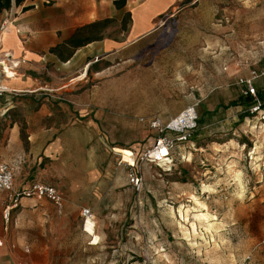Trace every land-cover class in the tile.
Returning a JSON list of instances; mask_svg holds the SVG:
<instances>
[{
    "label": "rangeland",
    "instance_id": "obj_1",
    "mask_svg": "<svg viewBox=\"0 0 264 264\" xmlns=\"http://www.w3.org/2000/svg\"><path fill=\"white\" fill-rule=\"evenodd\" d=\"M94 65L83 89L98 82L120 91L88 103L109 117L94 142L105 153L104 172L82 196H65L59 188L61 213L51 200L33 199L4 225L3 205L8 264H264V109L241 118L243 108L230 106L245 90L243 80L264 72V0H200ZM256 86L264 90V75ZM221 104L227 109H218ZM192 106L198 115L206 108L218 112L194 139L176 141L171 170L136 161L143 177L136 190L126 162H134L133 148L138 159L160 136L150 121L166 124ZM126 143L135 147L114 148ZM67 168L64 179L80 178L74 166ZM58 174L48 162L18 169L16 189L35 178L61 180ZM6 197L0 191V203ZM85 207L95 215L86 224Z\"/></svg>",
    "mask_w": 264,
    "mask_h": 264
},
{
    "label": "crops",
    "instance_id": "obj_2",
    "mask_svg": "<svg viewBox=\"0 0 264 264\" xmlns=\"http://www.w3.org/2000/svg\"><path fill=\"white\" fill-rule=\"evenodd\" d=\"M116 1L120 0H22L20 4L12 0L10 9L0 11V26L5 18L13 20L0 29V88L5 90L0 95V133H6L0 140V162L14 168L15 189L16 170L48 162L61 180H44L43 184L63 189L65 196L90 191L105 169V153L97 151L100 143L94 142L109 117L88 103L104 102L120 92L98 82L83 89L89 83L90 68L99 57H113L155 34L200 0H122L118 5ZM73 41L82 45L75 46ZM6 64L17 72L14 77L5 74ZM99 73L96 69L95 75ZM130 127L136 132L137 123ZM67 166H74L80 178L64 179ZM40 179L16 190L27 189ZM93 193L100 194L99 190ZM10 194L0 208L11 204ZM33 199L37 198H21L11 214L16 209L26 212ZM10 254L0 230V264H8Z\"/></svg>",
    "mask_w": 264,
    "mask_h": 264
},
{
    "label": "built area",
    "instance_id": "obj_3",
    "mask_svg": "<svg viewBox=\"0 0 264 264\" xmlns=\"http://www.w3.org/2000/svg\"><path fill=\"white\" fill-rule=\"evenodd\" d=\"M13 20L5 18L1 22L0 29L5 30ZM16 66L19 65V62L15 63ZM4 68V66H3ZM5 74H7L6 67L4 68ZM17 74L14 71L12 77ZM264 75V72L257 73L256 71L252 72V76L248 79L243 80V83L246 85L244 90L245 94H252L256 97V87H254V81L256 78ZM4 88H0V95L4 92ZM252 109L258 110L259 106L253 107ZM198 111L195 106L185 109L179 116L169 121L166 124H163L160 119L155 118L150 121V126L154 129H157L160 133V136L156 139L155 144L142 153L138 159L136 158L133 163L126 162L130 166L129 179L130 183L136 190H140L143 184V177L137 170H135L136 161L140 163H152L162 170L169 171L175 163L173 157V148L175 147L176 141H184L190 136V133L197 128L198 125ZM166 132L178 133L179 136L171 137ZM125 162V161H124ZM0 191L10 192L9 199L12 201L10 205H7L3 212V217L5 222L8 223L12 209L16 208L20 204V200L23 197H32L37 199L47 198L55 203L58 211L61 213L63 210V198L60 192L54 186L43 183H34L31 187L23 190L15 189V170L7 162L0 163ZM82 216L85 220V224L88 219H94L95 215L90 208L82 209ZM24 251L29 253L30 247L27 245L24 248Z\"/></svg>",
    "mask_w": 264,
    "mask_h": 264
},
{
    "label": "trees",
    "instance_id": "obj_4",
    "mask_svg": "<svg viewBox=\"0 0 264 264\" xmlns=\"http://www.w3.org/2000/svg\"><path fill=\"white\" fill-rule=\"evenodd\" d=\"M121 1L122 0L116 1L115 3L118 5ZM21 2H22V0H16L17 4H20ZM11 6H12V0H0V11L10 9ZM73 43L75 46L82 45L81 41H78V42L73 41ZM53 51H57V48L53 49ZM245 89H246V87H245ZM230 103H231V105H230L231 107L240 106L243 108L244 113L240 114L241 118H243L244 116H247V115H251V111H252L253 107L259 106V109H264V90H263V87L257 88V86H256V97L250 93L245 94L244 91L239 92L238 97L233 99ZM222 106H223V104H221V107H219L218 109H222V108L227 109L226 107H222ZM217 112H218L217 107L214 109L206 108L203 112H201V114L199 115L197 128L194 129L190 133V136L187 138V141L194 139L193 137H194L195 132L200 131L201 130L200 128H203L205 125H207L208 123H206V122L212 120L214 118L213 116Z\"/></svg>",
    "mask_w": 264,
    "mask_h": 264
},
{
    "label": "bare ground",
    "instance_id": "obj_5",
    "mask_svg": "<svg viewBox=\"0 0 264 264\" xmlns=\"http://www.w3.org/2000/svg\"><path fill=\"white\" fill-rule=\"evenodd\" d=\"M206 214H204L203 216H205ZM205 219H207V218H205ZM194 227H195V224L193 225Z\"/></svg>",
    "mask_w": 264,
    "mask_h": 264
}]
</instances>
